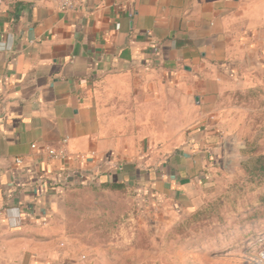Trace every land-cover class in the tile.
<instances>
[{"label":"crops","instance_id":"obj_1","mask_svg":"<svg viewBox=\"0 0 264 264\" xmlns=\"http://www.w3.org/2000/svg\"><path fill=\"white\" fill-rule=\"evenodd\" d=\"M82 2L62 13L57 0H0V264H80L62 258L51 222L66 189L99 177L172 195L201 180L229 138L228 93L264 90V0ZM108 89L136 98L143 118L165 92L185 91L203 113L184 153L137 148Z\"/></svg>","mask_w":264,"mask_h":264},{"label":"rangeland","instance_id":"obj_2","mask_svg":"<svg viewBox=\"0 0 264 264\" xmlns=\"http://www.w3.org/2000/svg\"><path fill=\"white\" fill-rule=\"evenodd\" d=\"M108 91L117 126L134 136L137 148L160 159L184 153L203 113L185 91L176 92L181 101L165 92L163 108L156 104L145 118L137 115L145 110L136 98ZM223 107L230 150L227 140L221 143L201 180L164 198L136 183L112 190L105 185L113 182L99 177L66 189L51 221L62 235V258L80 264H264V90L229 92Z\"/></svg>","mask_w":264,"mask_h":264},{"label":"built area","instance_id":"obj_3","mask_svg":"<svg viewBox=\"0 0 264 264\" xmlns=\"http://www.w3.org/2000/svg\"><path fill=\"white\" fill-rule=\"evenodd\" d=\"M83 0H57L58 2V9L62 13H70L77 11L82 8V2ZM33 148H36V145H33ZM45 152L52 160H59L63 159L66 156V151L61 150L57 151L55 149L46 148ZM16 164L21 165L23 163V160L21 158L16 159ZM263 259H264V253H263Z\"/></svg>","mask_w":264,"mask_h":264},{"label":"trees","instance_id":"obj_4","mask_svg":"<svg viewBox=\"0 0 264 264\" xmlns=\"http://www.w3.org/2000/svg\"><path fill=\"white\" fill-rule=\"evenodd\" d=\"M125 183H119V182H113V183H110L108 185H105L107 188H110L112 190H118V191H121L125 188Z\"/></svg>","mask_w":264,"mask_h":264},{"label":"water","instance_id":"obj_5","mask_svg":"<svg viewBox=\"0 0 264 264\" xmlns=\"http://www.w3.org/2000/svg\"><path fill=\"white\" fill-rule=\"evenodd\" d=\"M29 1H40V0H29ZM225 145H226V148L229 147V145H230L229 140L226 141ZM227 149H229V148H227Z\"/></svg>","mask_w":264,"mask_h":264}]
</instances>
